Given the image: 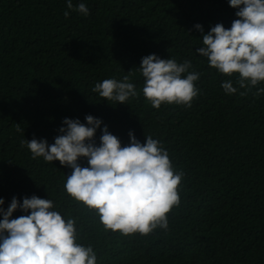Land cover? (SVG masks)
<instances>
[{
	"label": "trees",
	"instance_id": "16d2710c",
	"mask_svg": "<svg viewBox=\"0 0 264 264\" xmlns=\"http://www.w3.org/2000/svg\"><path fill=\"white\" fill-rule=\"evenodd\" d=\"M0 0V206L13 197L51 199L67 220H77L78 243L91 245L97 264H264V82L228 95L221 87L239 74L211 68L196 49L202 35L222 23L230 29L238 9L229 0ZM203 27V33L195 25ZM189 60L201 73L191 106L153 108L142 93L143 57ZM130 82L140 95L126 104L93 92L105 79ZM92 115L122 146L133 132L160 141L184 176L180 206L167 230L147 236L106 231L95 211L74 201L64 184L72 169L32 158L21 141L54 143L65 118ZM24 130L18 132L17 126ZM78 163L87 167V159ZM20 210L13 218L23 215ZM0 215V220H2Z\"/></svg>",
	"mask_w": 264,
	"mask_h": 264
},
{
	"label": "clouds",
	"instance_id": "9594fccd",
	"mask_svg": "<svg viewBox=\"0 0 264 264\" xmlns=\"http://www.w3.org/2000/svg\"><path fill=\"white\" fill-rule=\"evenodd\" d=\"M67 19L70 11L84 16L90 14L85 3L74 7L72 0H66ZM232 8L238 9L237 19L231 28L222 23L211 27L202 35V47L196 52L206 57L211 68L232 77L221 87L228 95L239 89L241 96L264 82V0H229ZM196 29L203 33L200 24ZM192 63L185 60L161 59L155 54L141 60L139 71L144 78L143 96L153 108L162 104H176L190 107L199 95L196 81L201 73L190 71ZM131 71L122 80L105 79L96 83L93 92L108 100L126 104L130 98H137L140 92L130 82ZM264 93L257 89L255 95ZM85 123L79 119L65 118L54 143L46 139L21 141L27 146L32 158L43 157L46 162L59 161L73 171L67 176L64 188L76 202L93 210L106 231L118 232L123 236L140 234L147 236L157 228L167 230L168 214L179 207L180 186L183 172L176 171L168 151L160 141L146 136L141 143L133 132H129L130 143L122 146L118 137L104 126L100 144L94 141L102 121L92 115L85 116ZM22 132L19 125L16 129ZM87 159L88 166L78 161ZM5 203L0 198V206ZM51 199L33 195L18 201L13 197L7 210L0 207V264H97L96 253L91 245L78 243L77 220H67L55 210ZM20 210L23 215L13 218Z\"/></svg>",
	"mask_w": 264,
	"mask_h": 264
}]
</instances>
